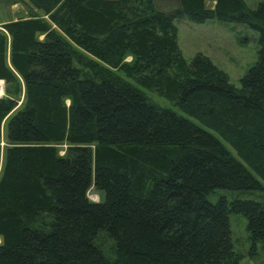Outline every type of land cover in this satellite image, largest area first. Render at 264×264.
<instances>
[{
	"label": "trees",
	"instance_id": "trees-1",
	"mask_svg": "<svg viewBox=\"0 0 264 264\" xmlns=\"http://www.w3.org/2000/svg\"><path fill=\"white\" fill-rule=\"evenodd\" d=\"M26 1L48 19L0 29V264H240L231 211L264 243V200L209 199L262 189L264 0ZM208 19L258 33L239 87L182 54L175 20Z\"/></svg>",
	"mask_w": 264,
	"mask_h": 264
},
{
	"label": "rangeland",
	"instance_id": "rangeland-1",
	"mask_svg": "<svg viewBox=\"0 0 264 264\" xmlns=\"http://www.w3.org/2000/svg\"><path fill=\"white\" fill-rule=\"evenodd\" d=\"M7 2L0 0V29L10 21L26 19L37 12L26 0H14ZM250 8H255L263 0H246ZM175 0H158L159 7L170 11L174 6ZM207 6H212V2H207ZM39 13V12H37ZM41 17L48 19L47 16L39 13ZM178 28V45L187 62H191L197 52L208 56L215 65L225 71L229 81L239 87L240 78L257 60V36L258 33L243 24L224 23L216 19H208L203 23H194L190 21H176ZM42 38V36L40 37ZM124 61H130V57H125ZM2 95H5V84L3 82ZM147 96L154 102L163 107H168L176 113L186 116L176 105L169 100L158 96L155 92L144 89ZM23 95L20 96L18 106L21 105ZM209 130V129H208ZM217 137L218 134L209 130ZM4 135V125H3ZM0 140L1 152L6 146L4 136ZM220 138V137H219ZM223 144L240 160L250 171L246 163L236 154V152L220 138ZM63 149V145L61 146ZM63 153V150H60ZM252 173L261 182L262 189L254 191H231L226 189L216 190V194L210 195L211 201H216L220 195L225 196L229 201L239 199H252L256 201L264 200V181L259 178L253 171ZM101 193L93 186L88 190V198L92 201H100ZM229 224L231 231V242L233 249L240 258V264H264V243L258 241L255 248H252L249 232L247 230V219L241 213L229 212Z\"/></svg>",
	"mask_w": 264,
	"mask_h": 264
},
{
	"label": "bare ground",
	"instance_id": "bare-ground-1",
	"mask_svg": "<svg viewBox=\"0 0 264 264\" xmlns=\"http://www.w3.org/2000/svg\"><path fill=\"white\" fill-rule=\"evenodd\" d=\"M1 84H3V83H1ZM1 91H2V89L0 88V95H2V92H3V91L2 92Z\"/></svg>",
	"mask_w": 264,
	"mask_h": 264
},
{
	"label": "water",
	"instance_id": "water-1",
	"mask_svg": "<svg viewBox=\"0 0 264 264\" xmlns=\"http://www.w3.org/2000/svg\"><path fill=\"white\" fill-rule=\"evenodd\" d=\"M3 81V80H2ZM4 82V81H3ZM0 97H2V96H0Z\"/></svg>",
	"mask_w": 264,
	"mask_h": 264
}]
</instances>
